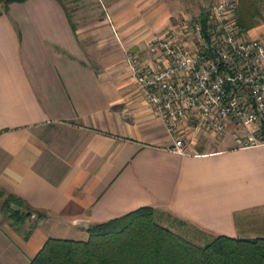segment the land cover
Segmentation results:
<instances>
[{"label":"crops","instance_id":"obj_1","mask_svg":"<svg viewBox=\"0 0 264 264\" xmlns=\"http://www.w3.org/2000/svg\"><path fill=\"white\" fill-rule=\"evenodd\" d=\"M95 1L77 21L58 0L0 11V264L143 206L210 235H264V144L172 150L126 64L177 31L179 2Z\"/></svg>","mask_w":264,"mask_h":264},{"label":"built area","instance_id":"obj_2","mask_svg":"<svg viewBox=\"0 0 264 264\" xmlns=\"http://www.w3.org/2000/svg\"><path fill=\"white\" fill-rule=\"evenodd\" d=\"M206 14L204 24L193 17L179 18L171 37L149 43L148 58L125 51L126 64L172 140V150L190 153L193 146L186 139L196 130L230 138L236 148L262 145L264 41L241 32L232 0L215 1ZM176 32L191 45L178 41ZM153 56L168 63L157 66ZM37 218L31 213V220Z\"/></svg>","mask_w":264,"mask_h":264},{"label":"trees","instance_id":"obj_3","mask_svg":"<svg viewBox=\"0 0 264 264\" xmlns=\"http://www.w3.org/2000/svg\"><path fill=\"white\" fill-rule=\"evenodd\" d=\"M24 1L0 3L6 13L10 3ZM58 1L64 4L63 0ZM207 8L202 7L191 17L204 24ZM262 8L264 0H237L236 17L241 32L257 25ZM194 230L191 236L205 235L208 240L198 243L189 239L162 224L154 208L143 206L88 227L85 239L47 238L29 264H264V235L231 237Z\"/></svg>","mask_w":264,"mask_h":264},{"label":"rangeland","instance_id":"obj_4","mask_svg":"<svg viewBox=\"0 0 264 264\" xmlns=\"http://www.w3.org/2000/svg\"><path fill=\"white\" fill-rule=\"evenodd\" d=\"M80 1H81L80 3H76L75 0L74 1L73 0H63V2L67 5L69 9L72 10L74 9V7L78 8V11L72 14V18L74 21L80 20L81 18H83L84 20L86 18L87 19L92 18V16H94L95 13H92L89 10V8L93 3H99V1H95V0H80ZM175 1L179 2L177 6H180L182 8L181 11H178L179 13L177 12V17H182V16L191 17V16H195L196 14H198L202 7H208L217 0H175ZM175 1H172V2L175 4L176 3ZM232 1H234L237 6V0H232ZM82 3H85V8L81 7ZM2 10H3V4L0 3V11ZM260 17H261V20L258 21L257 25L252 27L249 30V32H246L245 34L247 37L257 38V39H261L264 41V8H262L260 11ZM211 138L216 139L214 136H212L209 133H205L201 130H196V131H193L186 140L190 142L191 145L195 149L197 143H201L203 141H209V139ZM209 143H212V142H209ZM213 144L212 145L210 144V146H215ZM160 213H159V221L162 224L173 228L174 231L179 232L181 234L188 235L187 237L189 239H192L198 243H204L205 241L208 240V237L205 235L191 236V233H193L192 231H195L191 225L180 224L178 221L174 220L172 217L166 215L164 211L160 210ZM261 222H263L264 224V219Z\"/></svg>","mask_w":264,"mask_h":264}]
</instances>
